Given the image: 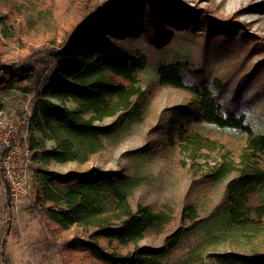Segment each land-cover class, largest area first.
<instances>
[{
  "label": "trees",
  "instance_id": "obj_1",
  "mask_svg": "<svg viewBox=\"0 0 264 264\" xmlns=\"http://www.w3.org/2000/svg\"><path fill=\"white\" fill-rule=\"evenodd\" d=\"M0 1L4 9L0 12V28L5 40L13 38L9 17H15L16 13L23 15L22 29L26 35L38 31L43 34L55 32L50 0H41V6L37 4L39 0ZM118 2L129 4L128 0ZM137 3L132 21L137 29L155 36V45L160 49L135 53L122 51L113 42L118 35L114 28L116 24L106 28V38L95 35L103 23L102 17L95 15V28H79L61 38L58 51L50 50L52 68L38 86L37 94L41 96L34 101L30 123L41 132L48 127L54 135L55 146L46 149L42 142L26 138L32 165L36 168L30 191L33 190L45 221L58 232L78 231L71 246L86 251V258L93 264H161L166 252L176 248L198 220L195 208L186 205L181 213L180 227L165 234L162 248L140 245L149 229L164 233L166 221L163 215L147 206L132 207L128 179L118 172L97 168L66 175L45 169L50 162H81L77 144L85 140L97 145L99 133L104 130L95 126L96 122L125 113L137 118L143 98L139 74L150 66L154 67L160 86L182 90L190 96L186 105L173 110L165 132L167 143L179 149L188 160H196L223 146L221 140L212 136L210 128L228 129L243 138L237 162H217L205 174L210 181L237 174L226 184L214 214L222 213L226 224L236 228L257 226L264 218V123L257 125L240 113L236 107L241 105L239 96L226 101L218 95L225 89L224 83L218 78L207 81L203 66H197L189 54L182 55L173 47L164 49L166 36L160 35L158 27L150 30L143 22L142 10L146 9L151 26L156 23L150 0H137ZM186 11L180 8L164 11L166 21L176 29V34L171 36L174 45L180 41L190 42L199 37L196 33L200 32L205 34L203 43L206 45L212 39L236 47H242V44L258 49L264 47L242 24L225 25L215 21L209 23L212 26L208 31H204L200 18ZM49 41L51 45L56 44L54 36ZM30 61L26 58L2 66L0 70L6 71L9 84L33 78L36 82L39 79ZM186 78H192L195 83L187 84ZM67 102H72L75 109L65 107ZM5 205L9 208V204ZM0 246L2 261L9 264L4 251L6 238ZM215 263L264 264V252L227 253L217 256Z\"/></svg>",
  "mask_w": 264,
  "mask_h": 264
},
{
  "label": "rangeland",
  "instance_id": "obj_2",
  "mask_svg": "<svg viewBox=\"0 0 264 264\" xmlns=\"http://www.w3.org/2000/svg\"><path fill=\"white\" fill-rule=\"evenodd\" d=\"M50 1L55 16L54 33L38 31L26 35L20 13L9 17L13 28L11 40L2 37L0 28V68L29 58L39 79L36 82L33 78L9 84L6 71L0 70V117L15 128L18 143L22 146L27 147L26 138L30 137L42 142L46 149L55 146L52 131L44 127V132H41L30 122L34 101L40 95L37 94L38 86L52 68L49 52L51 49L59 50L57 46L61 38L79 28L94 27L95 15L99 14L103 23L95 35L106 38V28L116 24L114 28L118 35L113 42L122 51L135 53L160 49L155 45V36L137 29L132 21L137 0H128L129 4H118V0ZM37 4L41 6V0ZM150 4L154 8L156 23L151 26L146 9L142 10L145 16L143 22L150 30L158 27L160 35L166 36L164 49L173 47L182 55L189 54L197 66H203L207 81L218 78L224 83L225 89L218 95L226 101H233L234 96H239L241 105L236 107L240 113L257 125L264 123V47L258 49L243 44L236 47L229 42L212 39L206 45L203 43L205 34L200 32L196 33L199 37L194 40L174 45L175 40L171 36L176 34V29L164 15L167 8L185 9L200 18L204 31H208L212 26L209 23L215 21L225 25L242 24L261 46L264 45V0H150ZM2 11L4 9L0 4ZM53 36L56 46L49 41ZM139 80L143 98L137 118L125 113L96 122L95 126L104 128L99 133L97 145L85 140L76 142L81 162H50L45 169L66 175L97 168L118 172L128 179L132 207L147 206L165 218L164 233L149 229L140 243L152 248L164 246L165 234L180 227L183 208L192 205L197 223L176 248L166 252L161 264H216L219 255L264 252V218L257 226L236 228L226 224L222 213L214 214L226 184L237 174L231 173L218 181L205 178L213 164L225 160L237 162L242 136L228 129L210 128L212 136L221 140L223 146L218 151L204 153L196 160H188L179 149L167 143L165 132L173 110L186 105L190 96L185 91L160 86L153 66L141 72ZM186 83L192 84L195 80L186 78ZM65 107L75 109L72 102L65 103ZM35 169L32 165V173ZM5 204L4 184L0 176V245L6 238L5 254L12 253L11 261L8 259L11 257H7L9 264H93L86 258V251L71 246L78 231L62 233L47 224L36 204L33 190L16 208H7Z\"/></svg>",
  "mask_w": 264,
  "mask_h": 264
},
{
  "label": "built area",
  "instance_id": "obj_3",
  "mask_svg": "<svg viewBox=\"0 0 264 264\" xmlns=\"http://www.w3.org/2000/svg\"><path fill=\"white\" fill-rule=\"evenodd\" d=\"M30 150L18 143L15 128L0 117V175L7 184L9 207L16 208L31 190Z\"/></svg>",
  "mask_w": 264,
  "mask_h": 264
},
{
  "label": "water",
  "instance_id": "obj_4",
  "mask_svg": "<svg viewBox=\"0 0 264 264\" xmlns=\"http://www.w3.org/2000/svg\"><path fill=\"white\" fill-rule=\"evenodd\" d=\"M2 181H3V184H4V190H5L6 203H7V204H9V198H8L7 184H6V182H5L3 179H2ZM8 233H9V226H8V228H7V230H6L5 236H7V235H8ZM4 241H5V238L3 239V241H2V242H4Z\"/></svg>",
  "mask_w": 264,
  "mask_h": 264
},
{
  "label": "crops",
  "instance_id": "obj_5",
  "mask_svg": "<svg viewBox=\"0 0 264 264\" xmlns=\"http://www.w3.org/2000/svg\"><path fill=\"white\" fill-rule=\"evenodd\" d=\"M1 180H2V177H1ZM0 236H1V226H0ZM11 254H12V253H11ZM11 254H7V252H6L5 255H7L6 257H8V256L11 257ZM8 259H10L9 261H11V260H12V257H11V258L8 257ZM0 264H4L3 261H2V251H1V248H0ZM10 264H11V263H10Z\"/></svg>",
  "mask_w": 264,
  "mask_h": 264
}]
</instances>
